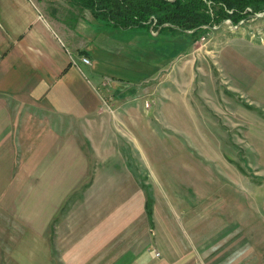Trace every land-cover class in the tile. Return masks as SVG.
I'll return each mask as SVG.
<instances>
[{
	"label": "rangeland",
	"instance_id": "1",
	"mask_svg": "<svg viewBox=\"0 0 264 264\" xmlns=\"http://www.w3.org/2000/svg\"><path fill=\"white\" fill-rule=\"evenodd\" d=\"M36 1L113 55L107 76H84L101 94L99 120L86 105L70 130V161L84 158L85 169L59 168L39 129L14 136L17 166L0 183V264H264V16L118 38L71 0ZM254 80L256 96L243 89ZM84 239L104 244L68 247Z\"/></svg>",
	"mask_w": 264,
	"mask_h": 264
},
{
	"label": "crops",
	"instance_id": "2",
	"mask_svg": "<svg viewBox=\"0 0 264 264\" xmlns=\"http://www.w3.org/2000/svg\"><path fill=\"white\" fill-rule=\"evenodd\" d=\"M90 19L92 20V17ZM79 31L82 32L83 29L78 30L75 25L71 28L55 25L40 9L36 0H0V183L4 182L3 169L7 166H17L14 158H8V153L15 155L17 145L14 136L22 135V131L26 133L24 128L28 131L36 128L39 130H33V133L39 131L49 135L45 140L42 139L43 145L45 148L49 146L48 150L52 153H61L60 159H56L59 161V168L66 170L65 166L74 164L85 169L88 165V161L80 156H77L79 160L70 161L72 157L68 154L69 147L78 144L74 137L78 133L70 130L81 124L80 117L83 113H75L83 110L86 105L94 110L92 117L96 118L93 126L99 120L101 94L98 86L90 85L91 81L87 78L89 83L84 76H91L90 73L98 78L107 76L106 64L111 63L113 54L108 48V43L103 44L104 42L97 39L92 42V47L85 46L84 35L78 39ZM112 32L109 31L110 36H116ZM74 33L76 38L73 37ZM96 37L98 38V35ZM89 56L93 62L92 67L84 65L81 61L83 57ZM124 70L128 71L127 68ZM141 75L136 79L144 78L143 74ZM249 84L250 82L243 89L253 88L252 95L256 96L255 80L253 87ZM40 111L46 114V118L39 124L36 122L35 113ZM69 112L74 113L71 115L72 119H75L73 125L65 124V120L70 116ZM91 113L93 112L89 114ZM29 120L31 122L25 124ZM52 120L56 126L51 127ZM46 122L49 126L45 128L43 126ZM28 133L31 135L30 131ZM11 136L14 140L6 142ZM83 171L85 170L79 174L73 172V176L77 178ZM61 173L63 175V171ZM117 214L114 211V215ZM121 228V232L128 230L126 227ZM50 240L52 241V238ZM94 242L84 239L75 245L68 244V247L93 249L104 244L96 246L100 241ZM82 254L86 255L85 252Z\"/></svg>",
	"mask_w": 264,
	"mask_h": 264
},
{
	"label": "trees",
	"instance_id": "3",
	"mask_svg": "<svg viewBox=\"0 0 264 264\" xmlns=\"http://www.w3.org/2000/svg\"><path fill=\"white\" fill-rule=\"evenodd\" d=\"M92 19L121 37L139 30H155L156 36L206 32L226 20L240 21L264 12V0H71ZM211 10V12H209ZM170 33V34H169ZM175 34V35H174ZM147 34L145 33V36ZM128 38L123 40L124 45ZM140 44L133 45V49Z\"/></svg>",
	"mask_w": 264,
	"mask_h": 264
},
{
	"label": "built area",
	"instance_id": "4",
	"mask_svg": "<svg viewBox=\"0 0 264 264\" xmlns=\"http://www.w3.org/2000/svg\"><path fill=\"white\" fill-rule=\"evenodd\" d=\"M81 61H82V63H89V61H88V59H86L85 57H83L82 59H81Z\"/></svg>",
	"mask_w": 264,
	"mask_h": 264
},
{
	"label": "water",
	"instance_id": "5",
	"mask_svg": "<svg viewBox=\"0 0 264 264\" xmlns=\"http://www.w3.org/2000/svg\"><path fill=\"white\" fill-rule=\"evenodd\" d=\"M257 16H264V12L263 13H258L256 14Z\"/></svg>",
	"mask_w": 264,
	"mask_h": 264
}]
</instances>
